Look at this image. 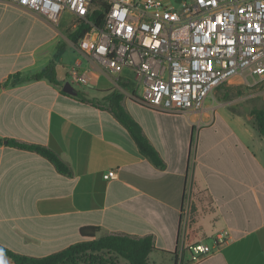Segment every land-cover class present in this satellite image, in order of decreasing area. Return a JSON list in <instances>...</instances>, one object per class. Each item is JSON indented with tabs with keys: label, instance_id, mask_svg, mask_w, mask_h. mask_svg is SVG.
Masks as SVG:
<instances>
[{
	"label": "crops",
	"instance_id": "1",
	"mask_svg": "<svg viewBox=\"0 0 264 264\" xmlns=\"http://www.w3.org/2000/svg\"><path fill=\"white\" fill-rule=\"evenodd\" d=\"M76 24L67 11L52 23L0 1V83L17 72L35 73L52 60L60 83L42 78L0 88V138L46 146L71 171L62 174L36 152L0 144V244L42 257L82 240L80 227L94 225L100 227L97 235H151L156 250L149 262L155 254L158 264L161 258L180 264L177 251L187 228L186 243L213 246L224 236L216 251L190 264H264V137L244 110L262 107L259 99L246 106L237 99L208 98L201 110L179 113L145 107L131 99V83L77 49L70 38ZM77 64L88 85L68 75ZM101 77L108 85L92 89ZM66 81L96 100L103 90L119 89L123 106L164 167L140 154L109 110L64 94ZM109 169L116 177L105 180ZM0 264L14 262L0 254Z\"/></svg>",
	"mask_w": 264,
	"mask_h": 264
},
{
	"label": "built area",
	"instance_id": "2",
	"mask_svg": "<svg viewBox=\"0 0 264 264\" xmlns=\"http://www.w3.org/2000/svg\"><path fill=\"white\" fill-rule=\"evenodd\" d=\"M0 1L52 23L71 13L89 28L77 49L106 73L131 83V99L156 111H199L214 89L235 75L264 81V0ZM78 65L70 66L68 75L88 85ZM102 177L115 178L116 170ZM180 240L177 257L190 264L216 251L224 236L213 246L186 243L183 229Z\"/></svg>",
	"mask_w": 264,
	"mask_h": 264
},
{
	"label": "trees",
	"instance_id": "3",
	"mask_svg": "<svg viewBox=\"0 0 264 264\" xmlns=\"http://www.w3.org/2000/svg\"><path fill=\"white\" fill-rule=\"evenodd\" d=\"M88 29V26L83 22H77L75 29L70 34L71 40L76 43ZM42 78L60 85L53 60L35 73L22 74L17 72L9 75L0 83V88ZM120 85L130 88V85L125 82H122ZM101 92L104 95L100 100L88 98L87 91L81 89H76V95L73 96L81 101L89 102L109 110L127 129L140 154L145 156L156 167L163 168L164 162L159 153L144 135L140 125L123 106V93L119 89H109ZM63 93L66 94L65 92ZM250 115L253 117V123L259 134L264 137V107L251 108ZM192 142L193 134L191 136L190 147ZM0 144L36 152L50 161L58 172L65 175L71 174L69 166L61 160L58 154L46 146L23 143L12 138H0ZM190 154L191 149L189 156ZM99 229L100 227L94 225L80 227L79 234L82 240L46 256L33 257L24 255L1 244L0 254L11 258L14 264H118L119 259L125 260L127 264H150L148 256L152 251L156 250L151 235L141 237L119 233L97 235Z\"/></svg>",
	"mask_w": 264,
	"mask_h": 264
},
{
	"label": "rangeland",
	"instance_id": "4",
	"mask_svg": "<svg viewBox=\"0 0 264 264\" xmlns=\"http://www.w3.org/2000/svg\"><path fill=\"white\" fill-rule=\"evenodd\" d=\"M69 55V54H68ZM129 77L133 80L134 75L132 73H128ZM243 76L235 75L229 79V81H226L222 84H220L214 91L211 93L210 97L212 100L216 101H226V100H232L237 99L238 105L245 104L246 106L249 105L250 101H253L254 99H259V106H264V93L261 95H256L255 98H249L247 95H251L252 93H257L264 89V81H255L254 79H250V77H247V79L244 82H239L242 80ZM240 79V80H239ZM232 84H231V83ZM108 85V81L105 77H101L99 82L95 85H93L92 89H98L102 88L103 86ZM73 86L76 89H80L81 86L78 84H73ZM228 107V106H227ZM251 106L248 107L246 112L250 114ZM245 110V109H244ZM197 135H195L196 140ZM189 220V219H188ZM189 222V221H188ZM186 231L188 232L187 228ZM155 254L151 255L150 262L154 264L153 262L158 261V256H154ZM160 264H166L167 258H161Z\"/></svg>",
	"mask_w": 264,
	"mask_h": 264
},
{
	"label": "water",
	"instance_id": "5",
	"mask_svg": "<svg viewBox=\"0 0 264 264\" xmlns=\"http://www.w3.org/2000/svg\"><path fill=\"white\" fill-rule=\"evenodd\" d=\"M61 89H62L63 92H65L67 94L76 95V90H75L74 86L70 82H68V81H66L62 85ZM244 109L247 110L246 107Z\"/></svg>",
	"mask_w": 264,
	"mask_h": 264
}]
</instances>
